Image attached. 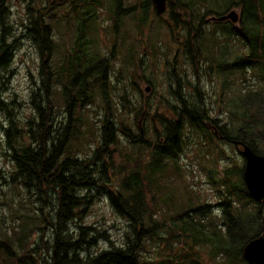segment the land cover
<instances>
[{
	"label": "trees",
	"instance_id": "obj_1",
	"mask_svg": "<svg viewBox=\"0 0 264 264\" xmlns=\"http://www.w3.org/2000/svg\"><path fill=\"white\" fill-rule=\"evenodd\" d=\"M222 1L168 0L167 11L170 19L174 21L178 36L183 41V54L192 72L196 76L201 73L198 63L202 60L209 65L210 71L215 70V74L222 81L223 90L231 87L236 104L227 112L231 116L235 114L234 118L239 115L245 124L242 128L247 133V141L243 143L254 153L264 156V150L260 149L264 143V130H259L260 124H264V115H258L261 107H264V0H235L239 2L226 0V8L222 11L224 13L216 10ZM208 5L211 7L206 11ZM236 6L241 7L239 30L229 22H222L218 23L222 26L220 32L212 30L208 33L206 27L210 28L212 23L215 24L214 21L207 22L208 17L223 16L231 11L230 8ZM152 7L153 3L149 0L146 11L153 12ZM8 13L5 0H0V69L8 68L17 42L15 40L10 46L7 45V39H10L7 27ZM36 20L32 25L34 28L31 26V29H28L27 36L37 44L42 57L47 30ZM138 22V27H141ZM52 48L50 45V49ZM203 48L207 55L204 54ZM76 50L78 53L75 51V55L67 60L66 65L69 63V66H66V70L44 71L43 66L40 74L41 80L45 77L44 81L48 82H52L53 78L56 80L64 78L66 83L62 86L59 99L64 107L68 106L70 117L67 124L59 129H55L54 125L52 127L51 123L50 126L47 125L48 120L53 118L52 112L47 108L51 109L54 103L51 102L50 87L44 82L45 99L37 93L31 98L37 117L27 123L28 131L17 136L18 130L13 123L6 130L7 148L4 150L6 156L9 153L15 169L11 175L10 189L18 197L19 209L12 214L18 222L9 231L4 229L3 221L0 219V264L46 262L41 257L42 247L45 248L44 251L50 253L49 264H203L200 256L195 254L196 247L206 248L209 257L216 264H244L243 247L250 240L264 236V212L261 206L252 205L241 178L243 171L241 168L225 172L221 181L226 191L223 196L226 203L221 204L226 205L223 211L225 230L217 225L214 217L208 215L206 218L202 217L205 219H200L189 213L178 218L167 217L169 214L165 212L161 214L158 211V185L155 179L158 170H164L169 166V162L176 160V151L184 149L185 141L182 136L184 122L192 126L194 133L207 132L214 139L228 144L234 143L233 141L238 138L235 125L217 126L219 135L216 134V129L212 133L208 131L210 124H217V121L210 117L203 97L191 96V90L196 93L198 88L187 80L184 66L177 65L172 74L176 78L171 80L169 77V92L174 90L172 95L176 106L172 108L169 116L160 115L158 109L146 114V118L151 120L149 134L154 138L153 142L149 141V146L144 145L140 133L138 135L132 133V123H120L127 129L126 131L114 128V116L120 115L121 112L112 107L117 113L109 114V118L102 122L100 140L98 142L95 140L96 149L87 158L79 159L78 154L83 151L80 141L84 139L79 129L82 116L76 114L77 117H71V109L76 101L90 103L93 98H90L87 91L86 73L81 71L84 64H79L78 56H83L84 53H80L79 48ZM157 54L156 51L151 52V59L154 60L151 64L154 67ZM127 61L134 62V59ZM181 61L183 60L180 58L178 60L174 58V64ZM228 63L232 64V69H238H233L225 76L222 71L224 65ZM245 65L250 66L258 82L257 86L246 85L247 77L242 69L240 77L237 76L239 67ZM233 71L237 73H232ZM229 77L232 78L231 81H228ZM145 81L151 84L149 79ZM77 85L80 89L75 87ZM102 87L103 85L99 84L97 89L104 93ZM74 88L77 92L72 95L71 90ZM1 90L0 87V92ZM90 90L94 94L91 87ZM220 101L222 102L221 98ZM167 103L168 106L173 104L171 99ZM133 106L127 109L122 105L128 119L134 114L136 119L139 112L145 108L139 98L134 100ZM4 107L5 104L1 102L0 109ZM146 108L152 109L149 104ZM234 109L239 110L235 112ZM156 123L159 126H156ZM247 123L250 125L249 128L246 126ZM118 133L124 134L128 143L127 148L120 149L125 145L120 143ZM131 135L135 137L132 138ZM78 141L80 146L75 149ZM115 149L122 154L119 164L114 162ZM133 151L139 154L131 156ZM144 156L146 159H143ZM235 172H240V178H234ZM116 178L119 180L114 183ZM211 183L214 185L216 181L211 178ZM110 188L115 190L111 191ZM93 189L94 194L106 196L113 212L126 222V231L119 246L112 245L107 236H101L103 234L98 232V239L104 237L109 241L111 245L109 249L95 255L80 257L77 250L82 245L85 232L90 229L80 227L81 239H76L75 230L71 231L67 224L74 222L86 211V206L92 204L91 198H87L86 195L80 196L81 191ZM35 203H38L39 208H35ZM48 205H51L52 209L46 212ZM21 210H24V213ZM160 218L162 221L167 219V222L169 220L172 222L167 223L170 231L168 239H163L156 233L160 227ZM49 226L53 230V244L50 247L45 244L42 234ZM34 235L40 237L39 244L33 240L30 242ZM180 239L181 245L184 247L191 245L192 250L176 254L172 250V245ZM156 241L168 244L169 253L161 251L157 245L158 255L154 260H148L144 253L149 252L153 244L156 245Z\"/></svg>",
	"mask_w": 264,
	"mask_h": 264
},
{
	"label": "rangeland",
	"instance_id": "obj_2",
	"mask_svg": "<svg viewBox=\"0 0 264 264\" xmlns=\"http://www.w3.org/2000/svg\"><path fill=\"white\" fill-rule=\"evenodd\" d=\"M61 1L64 0H6L9 12L7 27H11L7 45L10 46L15 40L17 42L16 47H14L13 59L7 65L8 68L0 69V87L2 89L0 103L5 104V107L0 109V219L3 221L4 229L9 231L12 226H16L18 221L12 214L19 209L18 197L10 189L11 175L15 169L9 153L6 156L4 150L7 148L6 130L13 123V126L18 130L16 131L17 136L28 131L27 123L37 117L31 98L34 93H37L45 99L44 82L50 87L51 102L54 103L51 109L47 108L52 112L53 117L48 120L47 125L51 123L52 127L54 125L55 129H59L67 124L70 117L67 110L68 106L64 107L59 99L63 90L62 86L66 83L64 78L62 77L61 80L53 78L52 82H48L44 81L45 77L44 80H41L40 74L43 66L44 71L66 70V66H69V63L66 65L67 60L74 56L75 51L77 52L76 49L79 48L80 53H84L83 56H78L79 64H84L83 67L80 66L83 68L81 71L86 73L87 91L90 98H93L90 103H80L78 100L71 109V117H77L76 114L82 116L79 129L84 139L82 138L83 140L80 141L83 151L79 152V159L87 158L96 149L95 140L97 142L100 140V129L103 127V123L106 118H109V114L117 113L112 107L121 112L120 115L114 116V128H121V130L126 131L127 129L120 123H132V133L134 132L135 135L140 133L144 145L149 146V141L153 142L154 138L149 134V122L151 120L146 118V114L148 112L153 113L155 109H158L160 115L169 116L172 108L176 106L177 103L174 102L172 95L174 90L169 92V77L171 80L176 78L172 74L177 65L178 67L184 66L187 80L198 88L196 93L191 90V96L203 97L210 117L217 121V124H210L211 127H208V131L212 133L216 129V134L219 135L217 126L235 125L237 129L235 133L238 134V138L236 137L237 140H234V143L228 144L217 140V138L214 139L207 132L194 133L192 126L184 122V133L182 134L185 141L184 149L177 150L176 160L169 162L168 167L164 170H158L155 174L158 185L157 196L159 197L158 211L161 214L165 212L169 214L167 217L178 218L189 213V215H195L200 219H205V216L208 215L214 217L217 225L225 230L223 211L226 209V205L221 204L226 203V200L223 199L226 191L221 181L225 172L229 170L233 171L236 168L244 170L245 160L241 155L242 148L237 144L247 141V133L242 128L245 124L242 123L240 116L236 115L237 118H234L235 114L231 116L227 112L231 106L236 104L231 87L223 90L222 81L215 74V70L210 71L209 65L202 60L198 63L201 73L196 76L192 72L191 66L183 54V41L178 36L174 21L170 19V14L167 11L158 15L154 5L152 7L153 12L151 10L146 11L149 0H76L77 10H74L70 4L58 7ZM71 3L75 4V1L71 0ZM226 5V0H223L217 5L216 10L222 12ZM210 7L208 5L206 11L210 10ZM73 10L74 13H72ZM230 10L241 13L240 6L230 8ZM77 11H80L81 15L75 14ZM35 20L39 21L47 30V40L44 44V56L42 57L37 44L27 36L28 29H31ZM137 22L141 27H138ZM214 23L210 28L206 27L208 33L212 30L220 32L222 26ZM235 27L239 30L240 24L235 25ZM33 28L34 26H32ZM76 40H78L77 44ZM50 45L53 46L52 49H50ZM203 50L205 54V48ZM152 51L158 52L155 67L151 64L154 62L151 59ZM80 58L82 59L80 60ZM174 58L177 60L180 58L183 61L174 64ZM127 59L130 61L134 59V62L129 63ZM231 65L229 63L224 65L223 75L227 76L233 69H238H232L233 66ZM241 69L247 77L246 85L257 86L258 82L249 65L239 67L237 70L239 73L236 71L232 73H237V76L240 77ZM97 70L98 72H96ZM209 75L212 77L210 78ZM147 79L151 84L145 81ZM231 80L232 78L229 77L228 81ZM99 84L103 85L104 93L97 89ZM75 87L79 88L78 85ZM147 87L150 89L149 92H145ZM74 89L71 90L72 95L77 92ZM138 98L145 108L139 112L140 114L136 116V119L134 114L130 120L127 118L122 105H125L127 109L134 107V100L136 101ZM170 99L173 104L168 106L167 102ZM147 104L152 109L146 108ZM59 107L60 109H58ZM261 108L258 115L263 116L264 107ZM234 110L236 112L239 109ZM155 125L157 126L158 123ZM246 126L249 128V123ZM259 130H264V124H260ZM118 135L120 143L125 145L120 149L127 148L128 143L124 134L118 133ZM135 135H131L132 138ZM80 142H77L75 149L79 148ZM260 149L264 150V143ZM137 154L139 152L133 151L131 156ZM114 155V162L119 164L122 154L117 150ZM143 159H146V156ZM145 162L149 163L148 161ZM240 176V172H235L234 178L238 179ZM211 178L216 181L214 185L211 183ZM241 178L243 180V171ZM118 180L119 178H116L114 183ZM232 181L235 182L233 178ZM109 190L115 189L110 188ZM84 195L92 199V204L86 206V211L79 218L67 224L71 231L75 230L76 239H81L79 237L80 227L90 229L85 232L82 245L77 250L80 257L95 255L109 249L111 246L109 241L104 237L98 239V232L103 234L101 236H107L112 245L119 246L122 244L126 231V222L113 212L106 196L94 194V189L81 191L80 196ZM253 202L254 207L261 206L264 212V201L261 203L254 202V204ZM35 208H39L38 203H35ZM51 209L52 206L48 205L46 212ZM21 212L24 213V210ZM156 216L159 218V215L156 214ZM168 222L170 224L171 221ZM168 222L167 219L162 221L160 218V227L156 231L159 237L163 239L170 238ZM52 232L53 230L49 226L42 233L44 242L48 247L53 244ZM39 238L34 235L30 238V242L33 240L39 244ZM181 243L182 239L172 245V250L176 254L192 250L191 245L184 247ZM157 245L161 251H169L168 244H161V242L156 241V245L153 244L150 251L144 253L148 260H154L158 255ZM42 250L41 257L46 262H41V264H49L50 253L47 250L44 251L45 248L43 247ZM195 254L200 256L203 264H216L209 257L204 247H196ZM26 261L31 262L30 260Z\"/></svg>",
	"mask_w": 264,
	"mask_h": 264
},
{
	"label": "water",
	"instance_id": "obj_3",
	"mask_svg": "<svg viewBox=\"0 0 264 264\" xmlns=\"http://www.w3.org/2000/svg\"><path fill=\"white\" fill-rule=\"evenodd\" d=\"M158 15L167 9V0H152ZM211 21L238 24L240 15L235 10L229 11L220 17H212ZM149 88L145 92H149ZM241 155L245 160L243 182L250 199L256 203L264 200V156L258 155L253 150L241 143ZM242 258L246 264H264V236L250 240L243 248Z\"/></svg>",
	"mask_w": 264,
	"mask_h": 264
},
{
	"label": "flooded vegetation",
	"instance_id": "obj_4",
	"mask_svg": "<svg viewBox=\"0 0 264 264\" xmlns=\"http://www.w3.org/2000/svg\"><path fill=\"white\" fill-rule=\"evenodd\" d=\"M66 1H67V3H66ZM74 1H75V4L71 3V0H64V1H61L60 4L58 5V7H60V6L63 7V6H65L66 4H70L74 10H77V8H76V2H77V1H76V0H74ZM151 1H152V0H151ZM152 3H153V2H152ZM5 4H6V0H5ZM153 5H154V4H153ZM154 8H155V7H154ZM74 10H73V11H74ZM166 12H167V9H166V11H165L164 13H166ZM164 13H163V14H164ZM75 14H77V15H81L80 11H79V12L77 11ZM239 15H240V14H239ZM211 18H212V17H211ZM211 18L207 19L206 21H207V22H210V21H211V20H210ZM211 22H213V21H211ZM214 22H216V21H214ZM227 22H229V21H226V23H227ZM216 23H222V22H216ZM229 23H230V22H229ZM231 24H232V23H231ZM8 28H9L8 31H11V27L9 26ZM23 37H24V36H23ZM26 37H27V36H26ZM95 69H96V67H95ZM96 72H98V70H97ZM74 106H75V103H74ZM237 145H239V147L242 148V146H241L242 144H241V143H239V144H237ZM262 202H263V201H262ZM260 203H261V202H260ZM243 248H244V247H243ZM242 259H243V258H242Z\"/></svg>",
	"mask_w": 264,
	"mask_h": 264
}]
</instances>
